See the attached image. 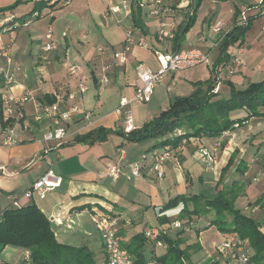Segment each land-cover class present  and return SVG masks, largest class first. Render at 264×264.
Masks as SVG:
<instances>
[{
    "label": "crops",
    "instance_id": "0c3cea01",
    "mask_svg": "<svg viewBox=\"0 0 264 264\" xmlns=\"http://www.w3.org/2000/svg\"><path fill=\"white\" fill-rule=\"evenodd\" d=\"M39 1L45 2L37 10L40 16L34 18V12L28 15ZM122 1L71 0L70 3L63 4L60 0H0V9L15 6L0 12V22H2L0 67L6 68L9 74L14 75V82L8 84L5 73L0 74V116L3 110L2 96L5 93L19 97L25 116L30 117L34 112V102L25 99L29 92H32L37 101L48 104L60 102L61 106H70L73 100L68 98V94L76 91L81 82L88 87V90L84 95H77L76 101L82 109L92 112L90 119H86L80 113L73 116L67 124L66 138L61 142L60 147L50 152L48 157L42 155L41 144L47 123L33 124L27 131H22V125L19 124L17 129L21 135L20 144L12 147L2 144L5 127L3 125L0 127V215L11 206L12 197L23 194L52 164L54 172L63 178L60 187L49 192L46 198L35 197L26 201L24 205L35 203L49 217L59 242L88 247L94 253L98 264L99 260L104 264L108 263L97 224L98 216L102 215L100 211L112 210L120 216L119 236L124 244L138 242V237L135 235L148 231L145 228L141 231L139 225L147 222L146 220L151 216L150 207H154L161 227L166 231L171 228V222L178 220L174 217H178L184 208V203L180 202L171 209L164 207L179 195L187 196L184 189L193 179L190 161L192 157L198 158L199 149L205 147L213 153L216 161L214 167L220 169L223 175L225 169L238 161L237 154L242 157L245 152L241 144L264 130V117H253L238 128L229 130V133L224 132L218 137H195L186 145L171 150L164 165L165 176L162 179H158L149 166L143 169L142 176L135 177L130 165L137 161L143 152L162 149V147L154 148L155 141L152 140L146 142V145L139 143L140 148H136L138 142H130L120 133L125 132V129L116 110L122 97L134 96L136 66L140 62L151 65L152 59L157 63L153 50L170 51L199 47L212 56L211 64L200 65L193 71L170 72L169 78L184 71L185 73L182 74L188 76L191 79L190 83L193 84L190 92L195 91V82L211 80L216 84L214 92H219L220 88L224 87L222 96H227L230 93L227 81L234 83L238 88H244L251 82L264 79V15L253 21L243 44L232 46V50L228 52L229 61L218 63L219 36L213 33L212 23L221 20L226 27H231L234 23L235 5L242 9L255 6L259 2L194 0V7L198 2L200 4L196 10V22L191 29L198 22L202 25L201 29H198L195 43L183 44L184 41L186 43L188 41L190 29L179 42L174 39L161 48L154 45L151 49L136 47L128 54L127 61L120 63L114 57V53L122 48L126 29L134 24L142 26L135 21V13L141 10L136 8L137 0H128L131 4L127 7L123 6ZM188 10L185 4L178 8L179 26L185 24ZM253 10L251 12H254ZM29 18L31 21L25 24ZM49 31H52L58 47L50 53L51 62L46 63L40 55ZM116 36H120V39L116 40ZM75 42L79 45H75ZM114 44L119 45L120 49L112 53L109 47H115ZM4 50L10 52L13 61L11 65H7V58L3 55ZM237 57L241 62L235 61ZM72 64L80 65L82 71L75 75L70 74L68 67ZM17 67H20V70L17 71ZM104 74L108 76L106 84L101 82ZM117 88L120 90V97L116 107L107 113H102L104 93ZM48 99L54 101L49 103ZM170 99H167L168 104ZM134 103L140 104L137 101ZM165 109L160 111L152 109V117L138 113L136 117L134 116L135 128L142 127ZM97 127L109 128L112 133L102 142L93 144L74 142L77 134L86 133ZM244 160L242 157L238 162L239 168ZM261 161L264 162V155L261 156ZM257 163L258 161L253 158L254 170L250 175V182L261 174V166ZM112 165L121 168L117 180H113L108 175V169ZM200 180L203 181V176H200ZM223 188L221 187L220 190ZM242 193L241 191L236 197L238 201L242 200L240 199ZM241 206L238 208L244 213L246 208H249L245 206L243 209ZM213 213L216 214L214 211ZM213 213L210 212L205 216L209 217ZM210 217L207 227H215L219 230L216 225H212L216 215ZM168 218L171 219L170 222ZM189 222L192 224L193 221L187 218L185 223ZM223 235L224 240L227 233ZM153 237H147L144 244L146 256L150 251L147 256L150 258L154 255H162L166 251L162 248L163 253L156 252ZM7 247L2 253V263L13 264L12 255L6 252ZM199 248L202 250L200 244ZM13 249L15 250L12 252L17 254V258L19 257V262L15 264H26L25 250L17 247ZM208 259L204 257L202 263L205 264Z\"/></svg>",
    "mask_w": 264,
    "mask_h": 264
},
{
    "label": "trees",
    "instance_id": "16d2710c",
    "mask_svg": "<svg viewBox=\"0 0 264 264\" xmlns=\"http://www.w3.org/2000/svg\"><path fill=\"white\" fill-rule=\"evenodd\" d=\"M44 3V1L36 2L28 15L37 11ZM199 4V2L196 4L192 14L188 13L185 24L179 26L176 42L185 37L195 24ZM13 7L15 6L0 9V12ZM250 7L264 10V3ZM262 10L250 15L247 24L243 25L240 24L242 9L237 5L234 6V23L220 41L218 63L229 61L230 46L244 43L247 31L253 21L262 15ZM227 84L230 93L222 96L219 92H214L216 87L214 81L195 82L196 89L191 95L171 98L169 107L142 127L120 133L130 142L142 143L152 140L155 141L154 148L166 145L176 148L183 137H218L225 131L233 130L236 123L243 125L253 117H264V79L251 82L244 88H238L230 81H227ZM47 101L52 103L54 99ZM2 125L6 127L7 122H3ZM176 130H181L182 134L175 135ZM111 133L112 130L109 128L97 127L86 133L77 134L74 142L88 144L102 142ZM240 169L243 170L244 166ZM234 201L235 198H228L222 189L219 195L213 198L201 195H179L171 199L164 209L174 208L183 202L184 208L178 215V219L182 221L188 217L206 215L209 210H214L216 217L212 225H216L223 233H235L241 242H247L246 247L250 249L251 255L257 258L254 261L257 264H264V224L243 213L235 206ZM135 236L138 237V242L123 243L133 256L135 264H149L151 261L158 264H184L182 260L189 257L188 249L182 248L177 238L170 237L167 233H159L157 236L155 234L156 238H153L155 246L158 240L167 244L165 253L154 255L152 258L147 257L144 248L146 233ZM0 246L3 250L7 246H13L29 251L30 259L26 264H98L94 253L88 247L59 242L49 217L35 203L22 207H9L1 213Z\"/></svg>",
    "mask_w": 264,
    "mask_h": 264
},
{
    "label": "built area",
    "instance_id": "2783aa9c",
    "mask_svg": "<svg viewBox=\"0 0 264 264\" xmlns=\"http://www.w3.org/2000/svg\"><path fill=\"white\" fill-rule=\"evenodd\" d=\"M63 4H68L71 0H60ZM260 3H264L262 0ZM122 4L127 7L131 3L128 0H123ZM185 6L189 9L188 13L192 14L194 10V0H150V10L149 15L157 23L156 37L160 41L170 42L176 38V34L179 30V23L177 20V10L180 7ZM137 9H142L144 3L142 0L135 1ZM256 7H245L242 8L240 24L247 22L250 15L256 14L262 8H258L255 12H250ZM264 15V10L261 11ZM40 12L36 11L33 17H39ZM31 19H27L25 24H28ZM212 31L215 35L220 37L219 41L230 31V29H225L223 22L221 20H215L212 23ZM1 38V37H0ZM58 47V42L54 39L52 31L46 34V40L42 45V51L40 58L46 62L50 63V53L56 50ZM136 47L151 49L148 45L146 38V31L141 25H133L126 29L125 38L123 40V46L121 50L114 53V57L120 63H125L127 61V56ZM157 59L158 68L154 70L150 66L139 63L136 66V83L134 87L133 98L122 97L119 102V106L116 110L117 115L120 117L124 124V129L126 132H130L135 129L134 114H133V102L137 101L140 103H148L154 93L155 87L162 82L165 77L174 71L185 70L193 66L211 63L210 54L199 47L193 48H183L170 51L153 50ZM3 55L7 58V65L13 63L10 56L9 50H4ZM236 62H241L240 58H235ZM16 70H20L17 67ZM82 71V67L78 64H72L68 67V72L70 74H78ZM5 73L6 81L8 84L14 82V75L9 74L8 70L4 67H0V74ZM101 82L106 84L108 82V76L104 74L101 78ZM218 89V88H217ZM88 90V87L82 82L79 84L78 89L68 94V98L73 100L70 106H61V103L56 102L53 104L43 103L37 101L32 92H29L28 97L25 99L32 100L34 102V112L30 117L25 116L24 109L22 107L21 99L11 93H5L2 96V114L0 116V127L3 122H7V126L4 128V137L2 139V144L7 147H12L20 142L21 135L17 129V126L21 124L22 131L29 130L30 126L33 124H43L47 123L46 129L43 133L42 142L44 148L42 155L49 156L53 149L61 146V142L67 136V124L72 120L73 116L76 114H82L86 119L92 117V112L89 110H84L81 108L80 104L76 101L77 95H84ZM240 125L235 124V128ZM225 133H229L225 131ZM182 134L181 130H176L175 135ZM195 137H183L180 145H186L190 140H194ZM173 148L170 145L162 147L161 150H150L143 152L139 159L130 165L131 172L135 177L142 176V171L144 168L149 166L151 170L155 173L158 179H162L165 176L164 165L170 156L171 150ZM123 152V151H122ZM198 158L208 164L214 165L215 158L213 153L202 147L198 151ZM121 168L118 165H112L108 169V175L113 179L117 180L120 176ZM63 178L57 175L52 164L46 170V172L35 180L32 185L21 195L12 197V203L10 207H22L25 206L26 201H30L37 197L39 199H44L49 192L57 189L62 184ZM98 229L101 235L103 247L108 256L107 264H135L134 258L129 252V250L123 246L120 239V216L113 212L108 211L106 214H102L97 218ZM174 226H180L179 222H174ZM160 233H166L165 230ZM153 235L148 232L147 236ZM154 238V237H153ZM242 243L239 239L232 237H225L222 242L216 244V249L226 256H232L240 264H255L252 255L249 252H240L237 254L236 247L238 244ZM156 246L167 248V244L162 241H156ZM2 253L3 249L0 246V264L2 263ZM24 259L29 261L30 252H24ZM149 264H158L155 261L149 262Z\"/></svg>",
    "mask_w": 264,
    "mask_h": 264
},
{
    "label": "rangeland",
    "instance_id": "374dc122",
    "mask_svg": "<svg viewBox=\"0 0 264 264\" xmlns=\"http://www.w3.org/2000/svg\"><path fill=\"white\" fill-rule=\"evenodd\" d=\"M142 1L145 5L140 10V12L135 13V21L137 23L142 24V26L144 27V30L146 31V38H147L149 46L154 45L157 48L164 47V45H166L167 42L166 41L162 42L157 39L156 37L157 23L149 15L150 0H142ZM244 1L246 3H251V2L260 3L262 0H244ZM253 11L256 12L257 9H254ZM1 24L2 22H0V25ZM245 24H247V22L243 23V25ZM134 25H137V24H134ZM201 26L202 25L198 22L197 25H195V27L191 29V31L189 30L190 35H189L188 41L187 43L186 41H184L183 44L187 45L188 43H195L198 29H201ZM223 26L225 29L231 30L232 28V26L226 27L224 22H223ZM215 36H218V35H215ZM116 37H117L115 38L116 40L120 39V36H116ZM220 41L218 40L219 45H220ZM75 45L78 46L79 44L75 42ZM119 49H120L119 45H116L115 47H109V50H111L112 53L114 52V50H119ZM231 50H232V46H230L228 52ZM210 59L211 60L213 59L212 56H210ZM140 63H143V62H140ZM146 65L152 68L155 67L154 70L158 68L156 61H154L153 59H152L151 65L149 64H146ZM202 65H206V64H202ZM198 66L200 65L193 66L191 68L185 69L184 71H193L195 68H198ZM184 71H181L180 73L178 72L176 76L173 78H169L170 74L166 76L165 79L155 87L152 98L148 103H140V104L134 103L132 106L134 116L136 117L138 113H143L146 117L147 116L152 117V109L160 111V109L168 108L169 106L167 102L168 98L186 97V96L191 95L194 92V91L190 92L191 91L190 88L193 84L190 83L191 79H189L188 76H184L185 74H182V73H185ZM224 90L225 88L221 87L219 90V94L222 95ZM119 91L120 90L117 88V89H112L104 93V97H103L104 107L101 110L102 113H107L116 107L117 101L120 97ZM137 107L139 108L136 111ZM42 137H43V134H42ZM149 141L150 140H148L147 142ZM41 144H42V150H43L44 144L43 142H41ZM142 144L146 145V142H142ZM241 145L245 149V152L242 154V157H244L245 160L243 162V165L241 166V167L244 166V169L242 170L238 166V162L242 160L241 155L238 153L236 156L238 158V161L235 162L234 165L231 164L227 169H225L223 175H221L220 169L218 170V168L214 167V165H208L202 162L200 159L196 157H192L190 161V165L192 167L191 171H193V174H192L193 179L189 182V186L187 188L185 187L184 192L187 196L189 195L192 196L196 194V195L213 198L219 195L221 191L220 188L224 187L223 188L224 193L228 196V198L229 197L235 198V201H234L235 203L238 201L236 197L242 191L243 193H242V196L240 197V199L242 200L240 201H243V202L241 203L240 201H238L237 203H235V206L240 207V205H242L241 208L243 209L245 206L249 207V208H246L245 214L249 215L250 217L254 219L260 220L264 224V195H262L264 193V162L261 161V156L264 155V130L259 131L258 133L253 135L251 140H246L245 143H242ZM136 148H140L139 142L136 145ZM259 155L260 157H258ZM253 158L257 160L258 161L257 164L261 166V169H260L261 174L259 172L260 175H258L256 178H254V180L250 182L249 178L254 170L252 168ZM200 176H203V181L200 180ZM253 208H256V209L253 210ZM213 211L214 210H209L207 214L210 212L213 213ZM100 213L106 214L107 211L106 210L103 212L100 211ZM149 214L151 216H149V218L146 220L147 222H144L143 224L139 226H140L141 231L143 230V228H145V230H148L146 232V236L148 232L154 234L150 236L152 238L153 236H155L156 233H157L156 236L159 235L160 233L159 230L163 231L164 229L163 227H161V222L159 218L157 217V215L155 214L154 207L149 208ZM213 215L215 216L216 214L213 213L209 215V217L210 216L213 217ZM209 217L205 215L202 216L201 214L194 216V217H188L190 220L193 221L191 224L190 222L185 223V220L187 218L182 221V220H179L178 217L176 216L174 217V219H178V220L171 222V228H168L165 231L168 236L173 237V238L176 237L179 232H181V235H178L176 238L182 248L188 249L187 254L189 256L183 259L182 261L184 262V264H204L202 263L204 257L206 259L210 257V259H208L205 262V264H240L232 256H226L225 254L223 255L216 249L215 244L222 242L224 235L222 232H220L215 227H210V228L207 227V224H208L207 222L209 221L208 220ZM227 218L230 219L228 215H227ZM167 220L169 222L171 221L170 218H168ZM174 222H179L180 226H177V227L174 226ZM156 236L154 238H156ZM227 236L235 238V239H239V237L235 233H227ZM199 244L202 246L201 248L202 250H199L200 249ZM246 244L247 242H244V243L242 242L238 244L236 247L237 249L236 253L240 254V252H245V251L250 253V249L246 247ZM212 245H215V246H212ZM14 250L15 249H13V246L9 248L7 247L6 249V252H10V255H12V260H14V262H12L13 264H15V262H19V257L17 258V254L12 252ZM6 252H5V256H6ZM156 252L160 254V253H163L164 250L162 249V247L159 248V246H156ZM213 253H215V255ZM149 254H150V251L147 252V256H149ZM190 255H191V258H190ZM207 256L209 257L207 258ZM252 259L253 261L257 260V258L253 256H252ZM255 261L254 263H256ZM99 264H104V262H102V260H99Z\"/></svg>",
    "mask_w": 264,
    "mask_h": 264
}]
</instances>
